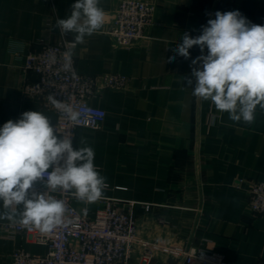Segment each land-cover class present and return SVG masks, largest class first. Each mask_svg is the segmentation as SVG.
Returning <instances> with one entry per match:
<instances>
[{
  "label": "crops",
  "instance_id": "0c3cea01",
  "mask_svg": "<svg viewBox=\"0 0 264 264\" xmlns=\"http://www.w3.org/2000/svg\"><path fill=\"white\" fill-rule=\"evenodd\" d=\"M118 1L100 0L105 20ZM152 1L154 23L147 42L117 47L101 28L73 50L77 72L118 73L128 82L123 90L105 89L92 97L90 103L105 111L103 122L74 132L73 148H93L94 164L106 181L98 201L86 204L73 196L71 204L92 215L105 200L131 202L136 234L143 240L214 251L233 264H257L264 260V215L246 209V188L251 181L264 182V110L257 106L252 124L234 122L211 101L194 97L183 77L191 76L199 47L189 50V59L174 50L185 33L200 35L217 11H239L264 25V0ZM73 3L0 0V127L25 111L41 112L55 124L54 111L22 95L23 81L35 79L22 71V58L44 39H74L56 27ZM170 56H175L171 62ZM8 211L18 208L13 204ZM14 249L36 255L47 251L24 234L0 238V264H9ZM148 264L181 262L159 253Z\"/></svg>",
  "mask_w": 264,
  "mask_h": 264
},
{
  "label": "clouds",
  "instance_id": "9594fccd",
  "mask_svg": "<svg viewBox=\"0 0 264 264\" xmlns=\"http://www.w3.org/2000/svg\"><path fill=\"white\" fill-rule=\"evenodd\" d=\"M99 5L100 0H75L70 15L56 21L62 36L74 34L63 53V68L73 77L74 48L103 27L105 12ZM181 39L174 50L176 55L189 59L193 46L201 53L191 60L195 66L191 76L183 77L192 95L211 101L234 122L252 124L257 106L264 110V25L251 23L239 11H217L200 35L193 38L185 33ZM174 59L170 56L168 61ZM49 100L70 121L78 119L79 113L70 105L53 95ZM57 132L51 120L38 111H25L19 119L0 127V203L5 209L0 219L42 232L63 223V200L47 191L29 192L37 181L47 189H62L86 204L102 198L106 178L94 164V149H74L71 133L65 132L60 138ZM13 204L18 208L15 213L8 211Z\"/></svg>",
  "mask_w": 264,
  "mask_h": 264
},
{
  "label": "built area",
  "instance_id": "2783aa9c",
  "mask_svg": "<svg viewBox=\"0 0 264 264\" xmlns=\"http://www.w3.org/2000/svg\"><path fill=\"white\" fill-rule=\"evenodd\" d=\"M155 5L152 0H119L106 13L101 32L108 35L117 47L132 48L149 40V29L154 23ZM71 41L52 43L40 41L39 49L22 58V71L32 73L34 80H24L22 95L40 100L45 109L56 113L53 125L63 138L65 132L72 139L78 127L97 128L105 118V111L90 103V99L105 89L123 90L128 78L118 73L81 74L75 68L65 71L63 53ZM70 105L79 113L70 121L50 102L49 96ZM52 169L50 168L49 171ZM47 173H45V178ZM47 193L63 200L66 212L63 223L50 232H42L19 222H0V238L24 234L36 243L46 245L43 255L14 249L9 264H148L156 254L177 257L181 264H233L217 252L170 244L162 240H143L136 234L131 202L105 200L92 215L77 211L71 204L72 195L62 189H47L42 181L34 182L29 192ZM246 209L264 215V182L251 181L246 188ZM257 264H264V260Z\"/></svg>",
  "mask_w": 264,
  "mask_h": 264
}]
</instances>
